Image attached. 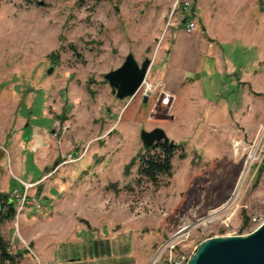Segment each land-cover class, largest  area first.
<instances>
[{"label":"rangeland","instance_id":"obj_1","mask_svg":"<svg viewBox=\"0 0 264 264\" xmlns=\"http://www.w3.org/2000/svg\"><path fill=\"white\" fill-rule=\"evenodd\" d=\"M176 2L191 8L174 12ZM128 55L150 60L149 81L173 83L177 115L154 110L155 98H115L104 76ZM157 128L178 148L173 173L138 185V165L125 167L140 132ZM0 194L15 204L13 219L0 205L14 264H186L207 239L254 232L264 0H0Z\"/></svg>","mask_w":264,"mask_h":264},{"label":"water","instance_id":"obj_2","mask_svg":"<svg viewBox=\"0 0 264 264\" xmlns=\"http://www.w3.org/2000/svg\"><path fill=\"white\" fill-rule=\"evenodd\" d=\"M150 60L139 65L132 55H128L120 68L111 71L104 79L116 99H132L138 93L150 67ZM53 67L47 71L50 76ZM147 99H143V104ZM143 147L150 148L156 144L172 146L164 130L157 128L151 132L142 130L139 134ZM7 213L13 219L14 201L6 197ZM186 264H264V223L247 236L214 237L202 242Z\"/></svg>","mask_w":264,"mask_h":264},{"label":"trees","instance_id":"obj_3","mask_svg":"<svg viewBox=\"0 0 264 264\" xmlns=\"http://www.w3.org/2000/svg\"><path fill=\"white\" fill-rule=\"evenodd\" d=\"M52 57L53 54L49 56V58ZM177 149V146L174 144L172 146L156 144L150 148L143 147L142 150L134 158H132L129 164L125 167V175L129 174L131 169L138 165V178L136 180V184L139 185L142 181L146 180L153 186H158L160 184L161 177L170 178L172 176V160ZM183 157L184 156L182 155L180 158L183 159ZM0 205L7 208V200L3 194H0ZM6 213L3 218L7 217ZM14 262L15 258L8 254L7 244L0 234V263L14 264Z\"/></svg>","mask_w":264,"mask_h":264},{"label":"built area","instance_id":"obj_4","mask_svg":"<svg viewBox=\"0 0 264 264\" xmlns=\"http://www.w3.org/2000/svg\"><path fill=\"white\" fill-rule=\"evenodd\" d=\"M190 8H191V4L189 2H184L182 4H179V2H176V5H175L173 11L174 12L180 11L181 13H184L187 10H189ZM184 30L186 33L192 34V33L196 32L197 25L193 20H187L184 22ZM151 68H152V65H150V67L147 71V74H146V78L142 84V87L140 88V90L138 91V93L135 95L134 98H136L137 96H140L141 100L146 98L147 101L148 100L150 101V99L152 100L155 98L153 101L154 110L159 105L161 107L168 108L169 113H171L173 111V107H174V104L176 102V97L166 90L164 82L158 81L154 84L153 82L149 81V74H150ZM134 98L128 99V102H131L132 100H134ZM57 131H62L63 133H66L69 131V126L58 123L57 124ZM55 132H56V130H55ZM237 146L238 145L236 144V147ZM16 198H17L16 200L22 198L21 205H20V203H18V205H20L19 211H21L23 209V206L25 204H28L29 202H26L27 197L24 195L17 196ZM177 264H184L183 259L179 260L177 262Z\"/></svg>","mask_w":264,"mask_h":264},{"label":"crops","instance_id":"obj_5","mask_svg":"<svg viewBox=\"0 0 264 264\" xmlns=\"http://www.w3.org/2000/svg\"><path fill=\"white\" fill-rule=\"evenodd\" d=\"M203 32H205L204 30H202V33ZM203 35V34H202ZM198 41L199 42H203V43H205L206 42V40L204 41V38H202L201 36L198 38ZM207 44H206V47H207V45H208V48H210V49H214V48H212L211 46H210V44H209V42H206ZM165 87H166V90L168 91V92H170L171 94H173L175 97H176V102H175V104H174V107H173V109H174V111H175V115H177L178 114V112H179V110L181 109V99H180V97H179V95H178V91L175 89V88H173V83H171L169 86H166L165 85ZM48 131V130H47ZM45 133H47L46 132V130H45V132L43 131V132H41V133H36L34 136H35V142L32 144V149L34 150V152H37L38 151V149H40V148H44L45 149V143L47 142V137H46V135L44 136V134ZM52 133V132H51ZM3 150V153L5 152V150L4 149H2ZM60 169V168H59ZM58 169V170H59ZM56 170V169H55ZM54 169H52V171H55ZM51 171V172H52ZM57 171V170H56ZM48 176H50V174L49 175H47L46 177H45V174H44V176H42V180H44V179H47L48 178ZM37 180H40V179H37ZM34 181V180H33ZM22 182V181H21Z\"/></svg>","mask_w":264,"mask_h":264},{"label":"bare ground","instance_id":"obj_6","mask_svg":"<svg viewBox=\"0 0 264 264\" xmlns=\"http://www.w3.org/2000/svg\"><path fill=\"white\" fill-rule=\"evenodd\" d=\"M234 147H235V153H236L238 150L236 149V145H235ZM214 214H215V213H214ZM214 214H213V215H214ZM155 261H156V258L154 259V261L152 262V264H154Z\"/></svg>","mask_w":264,"mask_h":264}]
</instances>
